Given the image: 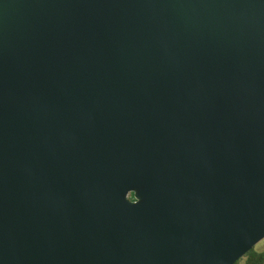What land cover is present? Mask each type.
Instances as JSON below:
<instances>
[{
	"label": "water",
	"instance_id": "water-1",
	"mask_svg": "<svg viewBox=\"0 0 264 264\" xmlns=\"http://www.w3.org/2000/svg\"><path fill=\"white\" fill-rule=\"evenodd\" d=\"M263 239L264 0H0V264Z\"/></svg>",
	"mask_w": 264,
	"mask_h": 264
},
{
	"label": "trees",
	"instance_id": "trees-1",
	"mask_svg": "<svg viewBox=\"0 0 264 264\" xmlns=\"http://www.w3.org/2000/svg\"><path fill=\"white\" fill-rule=\"evenodd\" d=\"M244 257L246 258V264H264V253L258 252L254 250V248L250 250ZM240 260L235 264H239Z\"/></svg>",
	"mask_w": 264,
	"mask_h": 264
},
{
	"label": "rangeland",
	"instance_id": "rangeland-1",
	"mask_svg": "<svg viewBox=\"0 0 264 264\" xmlns=\"http://www.w3.org/2000/svg\"><path fill=\"white\" fill-rule=\"evenodd\" d=\"M254 250L260 251L262 250L264 252V239L261 240L257 245H255ZM239 264H246V258H242L239 262Z\"/></svg>",
	"mask_w": 264,
	"mask_h": 264
},
{
	"label": "flooded vegetation",
	"instance_id": "flooded-vegetation-1",
	"mask_svg": "<svg viewBox=\"0 0 264 264\" xmlns=\"http://www.w3.org/2000/svg\"><path fill=\"white\" fill-rule=\"evenodd\" d=\"M131 201H136V199L134 198V194L131 193L128 197Z\"/></svg>",
	"mask_w": 264,
	"mask_h": 264
},
{
	"label": "crops",
	"instance_id": "crops-1",
	"mask_svg": "<svg viewBox=\"0 0 264 264\" xmlns=\"http://www.w3.org/2000/svg\"><path fill=\"white\" fill-rule=\"evenodd\" d=\"M258 252H263V251H262V250H260V251L258 250ZM263 253H264V252H263Z\"/></svg>",
	"mask_w": 264,
	"mask_h": 264
}]
</instances>
